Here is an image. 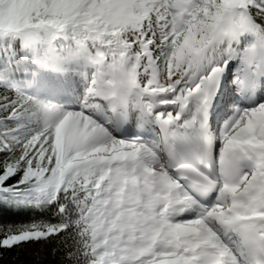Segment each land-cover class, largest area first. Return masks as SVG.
<instances>
[{
	"label": "snow or ice",
	"instance_id": "obj_1",
	"mask_svg": "<svg viewBox=\"0 0 264 264\" xmlns=\"http://www.w3.org/2000/svg\"><path fill=\"white\" fill-rule=\"evenodd\" d=\"M0 264H264V0H0Z\"/></svg>",
	"mask_w": 264,
	"mask_h": 264
}]
</instances>
